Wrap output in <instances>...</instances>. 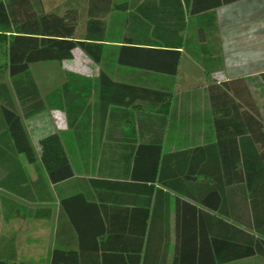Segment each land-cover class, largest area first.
<instances>
[{
    "label": "crops",
    "instance_id": "0c3cea01",
    "mask_svg": "<svg viewBox=\"0 0 264 264\" xmlns=\"http://www.w3.org/2000/svg\"><path fill=\"white\" fill-rule=\"evenodd\" d=\"M111 6L102 19L101 62L74 49L62 62L70 72H58L62 83L39 92V111L29 114L32 108L25 107L28 119L51 110L65 115L64 130L26 132L34 163L13 147L0 111V220L7 219L1 239L9 244L19 229L45 238L43 258L34 259L28 246L29 264H51L53 250L78 251L82 243L84 264H95L89 258L95 238L110 234L117 236L113 250L141 246L143 252L149 237L148 264H174L177 246L182 238L190 243L200 222L208 236L218 234L221 220L264 239L251 230L254 220H264V195L251 198L240 158L264 156V0H236L196 15L184 0H112ZM88 8L89 0L75 8L78 40L86 38ZM124 45L164 51L157 53L164 70L119 64ZM173 51L179 62L171 73L165 69ZM222 118L223 137L232 133L235 142L229 166L217 148L216 119ZM256 119L263 134L254 131ZM54 133L73 172L57 184L49 180L39 145ZM196 148L203 151L194 170ZM225 264H264V256Z\"/></svg>",
    "mask_w": 264,
    "mask_h": 264
},
{
    "label": "trees",
    "instance_id": "16d2710c",
    "mask_svg": "<svg viewBox=\"0 0 264 264\" xmlns=\"http://www.w3.org/2000/svg\"><path fill=\"white\" fill-rule=\"evenodd\" d=\"M184 1L190 14L196 15L236 0ZM111 4L112 0H89L86 38L78 40L75 37L80 18L77 9L71 8L65 11L63 15H58L39 11L33 0H0V44L4 43V47H6L8 75L12 79L15 95L22 105L28 103L32 108L29 114L36 113L41 108L39 93L30 77V65L41 62L61 63L71 59L72 52L76 48L81 49L94 63H100L103 57L101 43L104 41V22L102 19L111 11ZM157 53H161L162 56L164 51L124 45L120 47L117 59L118 63L122 65L149 70H164L161 66L164 64V59H159L160 55ZM170 54H174L171 59V68L165 70L173 73L176 72L179 53L173 51ZM25 78L27 79L25 80ZM23 79L26 81L25 84H22ZM1 87L4 89L3 86ZM3 94L4 92L0 91V98L3 97ZM0 111L13 147L17 153L24 154L29 163H34L36 161L35 153L19 114L8 100L3 101ZM230 111L232 109L224 111L223 115L229 116ZM214 112H217L216 107ZM223 119H216L217 148L221 154L219 159L225 166H229L232 165V146L235 142L231 139L232 133L229 134L228 138H224L223 135L227 134V125L235 117L231 116L228 120L225 118L227 125L221 127ZM251 120H254L252 116ZM254 131L262 133V125L257 119L254 124ZM39 145L42 164L52 183L57 184L73 176L59 135L56 133L47 135L40 140ZM234 150L238 151L237 146L234 147ZM200 151H203L202 148L193 150L194 170H196V165L200 163ZM240 158L241 181L246 182L247 191H250L251 198L255 197L256 201V198L264 195V156L252 159L242 153ZM235 160H237V156H235ZM196 172L201 173L200 171ZM229 175L226 172V178H230ZM252 182H257L263 187L253 189L251 187ZM71 218L73 222V217ZM244 223L245 225L248 224V222ZM74 225L79 232L75 221ZM209 227H211L209 230L215 229L214 225ZM247 227L249 228V226ZM199 228L200 231L194 230V235L189 238L190 243H188V238L186 243L182 238L181 244L177 246L174 264H225L254 255L264 256V239L256 237L249 230L239 228L233 223L219 220L218 234L210 236L205 233L203 222L199 223ZM251 230L264 236V220H254ZM116 240L117 236L111 234L105 240L101 239L100 242H96L95 238V245L93 246L95 250L89 258L95 264H148L151 260L152 252L149 237L145 241L143 252L141 246L130 251L126 250L125 247H117L113 250L109 244L113 245ZM86 258L87 254L83 252L82 243L78 251L53 250L50 263L84 264ZM0 264L16 263L0 259Z\"/></svg>",
    "mask_w": 264,
    "mask_h": 264
},
{
    "label": "rangeland",
    "instance_id": "374dc122",
    "mask_svg": "<svg viewBox=\"0 0 264 264\" xmlns=\"http://www.w3.org/2000/svg\"><path fill=\"white\" fill-rule=\"evenodd\" d=\"M35 3V7L40 11L42 10L44 13H56L58 15H63L65 10L68 8H76L80 7L84 4V0H33ZM80 19V18H79ZM4 43L0 44V91H3V97L0 98V105L3 101H10L13 109L21 116V123L24 127L25 132H28L32 136L38 130L39 133L34 136L41 135L40 130L44 132H49L52 130L61 131L66 128L65 115L62 114V120L64 124L59 125L56 123L57 119H55L54 112L55 110H51L49 113H44L43 115H37L32 119L26 118L24 115L25 107L29 106L28 103L22 105L16 95L15 90L12 85V79L8 75L7 62H6V47H4ZM64 63L58 62H41L31 64L29 68L30 77L33 80L35 87L37 88L38 93L46 94L47 90H51L54 87L60 85L63 81V78L58 77V72H70L67 68L64 67ZM68 64V63H66ZM27 78H25L26 80ZM24 79L22 80V84L26 82ZM3 86L4 89L1 87ZM54 103V102H53ZM28 119V121H27ZM27 134V133H26ZM28 137V134H27ZM19 212V211H18ZM6 219V218H5ZM7 221V219L3 222L0 220V231L2 229L3 224ZM15 227V226H14ZM16 228V227H15ZM18 233L21 235L16 237L15 240L10 241L9 244L6 245V239H1L0 237V259L13 261L16 264H29L28 263V246L31 245V249H33V257L34 259L43 258V248L45 247V238L42 237H28L24 236L19 229ZM2 233V232H1ZM0 233V236H2ZM4 234V233H3ZM3 244V245H2ZM6 245V246H4ZM32 256V253L30 254ZM12 256L15 258L11 259ZM31 264V263H30ZM32 264H42L41 261L35 262Z\"/></svg>",
    "mask_w": 264,
    "mask_h": 264
},
{
    "label": "built area",
    "instance_id": "2783aa9c",
    "mask_svg": "<svg viewBox=\"0 0 264 264\" xmlns=\"http://www.w3.org/2000/svg\"><path fill=\"white\" fill-rule=\"evenodd\" d=\"M53 112H54V116L53 117H55V119H57L56 123L59 124V125L64 124V123H62V122H64L62 120V117H61L62 113L60 111H58V110H55Z\"/></svg>",
    "mask_w": 264,
    "mask_h": 264
}]
</instances>
